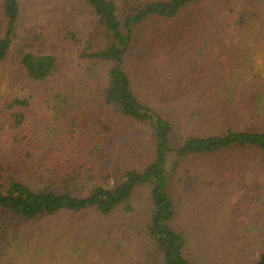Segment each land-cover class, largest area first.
I'll return each instance as SVG.
<instances>
[{
	"label": "trees",
	"instance_id": "16d2710c",
	"mask_svg": "<svg viewBox=\"0 0 264 264\" xmlns=\"http://www.w3.org/2000/svg\"><path fill=\"white\" fill-rule=\"evenodd\" d=\"M77 2L95 19L97 35L87 39V46L80 49L77 46L82 41L78 34L70 28L67 30L69 40H66L77 48L76 61L71 65L62 64L61 57L55 53L27 51L20 59L21 70L34 84L58 85L59 80L56 95L51 93L44 99L51 119L62 123L69 118L71 93L87 91L104 106H100L102 109L108 106L132 126L138 124L149 129L153 159L143 169L111 166L107 162L104 139L110 142L105 136L112 127L102 124L93 128L82 119L80 125L69 119L71 140L59 142L61 125L49 127L56 141L48 142L47 149L27 143L29 135L24 132L22 138H14L17 147L14 144L10 149L6 145L0 147L2 153L11 155L0 156V264H10L11 260L7 261L6 257L14 259L11 256L17 250L14 245L33 234L34 224L43 228V221H47L46 225L48 220L51 222L53 217L62 214L71 215L74 219L70 218L69 223L82 231L85 228L82 223H87L82 222L83 218L101 220L94 221V233H83L80 241L88 240L104 255L109 250L107 260L101 264H200L189 255L195 241L173 225L179 212L178 191L195 188L199 178L211 175L215 165L212 157L230 150L256 153L261 162L258 171H264V68L257 74L253 65L229 67L224 78L216 76L208 82L185 83L186 89H193L194 99L190 103L199 108L193 111L184 107L178 111L175 107L166 112L137 93L129 56L141 26L153 19H175L193 7L201 13L195 25L202 33H208L207 44L223 42L227 28L233 26L237 30L241 26L258 28L261 33L257 35L264 34V0ZM231 15L233 20L229 23ZM21 19L20 0H0V64L19 38ZM260 39L264 40V35ZM36 95H18L7 102L15 130L21 129L36 113ZM174 118L193 133L176 137ZM176 139L180 141L178 145L174 142ZM123 151L119 149L120 153ZM199 159H207L206 168L196 169L186 180L178 177V169L191 160L198 167ZM188 170L191 171L189 167ZM205 183L202 180L201 186ZM144 186L149 188V208L142 213L145 221L139 226L131 247L123 244L129 239L123 228L131 213H139L134 197ZM117 213L118 224L111 227L109 219ZM105 220L109 222L104 227ZM75 241L68 244L72 251L79 252L84 243L75 244ZM202 247L205 254L207 245L202 243ZM215 254L219 255V251ZM129 255L131 259L123 263L122 258ZM248 264H264V246L258 258Z\"/></svg>",
	"mask_w": 264,
	"mask_h": 264
},
{
	"label": "rangeland",
	"instance_id": "374dc122",
	"mask_svg": "<svg viewBox=\"0 0 264 264\" xmlns=\"http://www.w3.org/2000/svg\"><path fill=\"white\" fill-rule=\"evenodd\" d=\"M77 1L20 0L22 19L19 38L7 59L0 64V147L6 145L10 149L12 144L17 147L14 138H22L24 132L29 135L27 143L47 149L48 142L56 141L49 127L61 125L58 141L71 140L69 119L77 121L79 125L85 120L93 128L102 124L112 127L105 138L110 142L115 141L110 145L104 139L107 162L111 166L128 165L143 169L153 159L152 134L147 127L138 124L132 126L108 106L102 109L104 106L87 91L71 93L69 118L62 123L57 122L51 119L44 99L51 93L56 95L60 88L59 80L58 85L34 84L26 79L21 70L20 59L27 51L55 53L61 57L62 64L71 65L76 61L77 48L68 43L67 30L70 28L78 34L82 41L77 46L80 49L87 46V39L97 35L95 19ZM199 15L201 13L193 7L172 20L153 19L136 33L129 56L134 86L143 99H148L160 111L168 112L175 107L178 111L184 107H190L193 111L199 108L190 103L194 99L193 89H186L185 83L208 82V79L216 76L224 78L228 75L229 67L234 69L235 66L253 65L257 74L264 68V40L260 39L264 34L257 35L260 29L241 26L237 30L235 26L228 27L223 42L211 41L207 44L208 33H202L195 25ZM231 17L228 18L229 23L233 20ZM32 93H37L34 99L36 113L28 118L21 129L15 130L11 126L12 118L6 104L18 95ZM174 120L177 125L176 137L193 133L182 122ZM174 142L178 145L180 141L176 139ZM112 146H115L114 150ZM120 148L124 149L123 153L119 152ZM1 155L8 156L10 153L0 151ZM255 155L251 151L219 153L212 157L215 165L210 171L211 175L209 173L207 178H199L198 184L191 190L178 191L179 212L173 225L195 241L189 255L198 259L200 264H248L258 258L260 248L264 246V171H258L261 162L259 156ZM197 161L198 167L191 160L178 169V177L186 180L196 169L207 167V159ZM202 180L206 181L203 186ZM148 193L149 188L144 186L135 194L134 203L139 213L128 216L127 226L123 230L129 239L123 244L133 246L138 228L145 221L142 213L149 208ZM70 218L73 217L58 215L51 222L48 220L46 225L47 221H43V228L39 225L34 227V224L31 229L33 234L14 245L17 246V250L11 253L14 259L8 256L7 261L11 260L10 264H101L103 260L106 261L109 250H105L104 255L88 240L80 242L83 233H94V221L100 223L101 220L97 217L83 218L82 222L87 223H82L85 226L82 231L69 223ZM118 218L119 213L109 219L112 220L111 227L118 224ZM109 221L105 220L104 227ZM70 241L84 243V247L79 252L72 251L68 244ZM202 243L207 245L206 253L210 254H203ZM215 251H219L223 257L215 254ZM127 258L131 259L130 255L124 256L122 262L125 263Z\"/></svg>",
	"mask_w": 264,
	"mask_h": 264
}]
</instances>
